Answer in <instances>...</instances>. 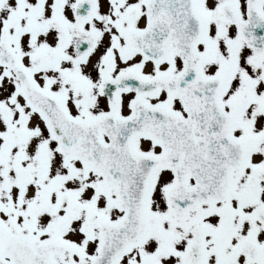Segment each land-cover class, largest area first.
Masks as SVG:
<instances>
[{
  "label": "snow or ice",
  "instance_id": "1",
  "mask_svg": "<svg viewBox=\"0 0 264 264\" xmlns=\"http://www.w3.org/2000/svg\"><path fill=\"white\" fill-rule=\"evenodd\" d=\"M0 264H264V0H0Z\"/></svg>",
  "mask_w": 264,
  "mask_h": 264
}]
</instances>
